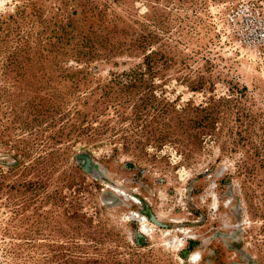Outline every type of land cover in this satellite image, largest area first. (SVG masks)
<instances>
[{"label": "rangeland", "instance_id": "obj_1", "mask_svg": "<svg viewBox=\"0 0 264 264\" xmlns=\"http://www.w3.org/2000/svg\"><path fill=\"white\" fill-rule=\"evenodd\" d=\"M0 264H264V0H0Z\"/></svg>", "mask_w": 264, "mask_h": 264}]
</instances>
